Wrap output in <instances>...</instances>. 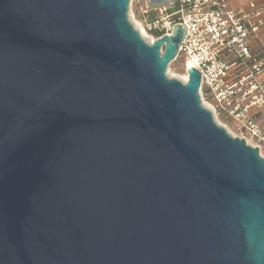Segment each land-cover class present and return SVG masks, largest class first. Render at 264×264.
I'll list each match as a JSON object with an SVG mask.
<instances>
[{
  "label": "water",
  "instance_id": "1",
  "mask_svg": "<svg viewBox=\"0 0 264 264\" xmlns=\"http://www.w3.org/2000/svg\"><path fill=\"white\" fill-rule=\"evenodd\" d=\"M130 1L0 0V264H264L259 148Z\"/></svg>",
  "mask_w": 264,
  "mask_h": 264
},
{
  "label": "built area",
  "instance_id": "2",
  "mask_svg": "<svg viewBox=\"0 0 264 264\" xmlns=\"http://www.w3.org/2000/svg\"><path fill=\"white\" fill-rule=\"evenodd\" d=\"M143 14L132 24L151 44L171 36L177 25L186 28L178 54L186 59V71L201 74L203 107L218 126L258 147L261 155L264 129L256 115L264 111V53L254 52L252 43L264 27V0L235 9L228 0H175L161 7L147 2Z\"/></svg>",
  "mask_w": 264,
  "mask_h": 264
},
{
  "label": "rangeland",
  "instance_id": "3",
  "mask_svg": "<svg viewBox=\"0 0 264 264\" xmlns=\"http://www.w3.org/2000/svg\"><path fill=\"white\" fill-rule=\"evenodd\" d=\"M148 0H131L128 11L129 20L131 23L140 22L144 18V10H146V4ZM147 41V38H145ZM150 40V39H149ZM148 42V41H147ZM186 59L183 55H179L175 62H172L167 67V77L175 80H180L184 77L187 78V71L185 69ZM188 80V78H187ZM233 136H237L239 133L235 129L230 131ZM264 157V151L261 154Z\"/></svg>",
  "mask_w": 264,
  "mask_h": 264
},
{
  "label": "crops",
  "instance_id": "4",
  "mask_svg": "<svg viewBox=\"0 0 264 264\" xmlns=\"http://www.w3.org/2000/svg\"><path fill=\"white\" fill-rule=\"evenodd\" d=\"M259 0H228V5L232 8H242L250 2H258ZM252 50L257 53H264V27L260 33L254 38ZM259 125L264 129V111L256 115Z\"/></svg>",
  "mask_w": 264,
  "mask_h": 264
},
{
  "label": "bare ground",
  "instance_id": "5",
  "mask_svg": "<svg viewBox=\"0 0 264 264\" xmlns=\"http://www.w3.org/2000/svg\"><path fill=\"white\" fill-rule=\"evenodd\" d=\"M143 38L145 40V36ZM147 41L151 43V41L149 40V38L147 39ZM181 81L185 83V82H187V78L184 77V78L181 79Z\"/></svg>",
  "mask_w": 264,
  "mask_h": 264
},
{
  "label": "trees",
  "instance_id": "6",
  "mask_svg": "<svg viewBox=\"0 0 264 264\" xmlns=\"http://www.w3.org/2000/svg\"><path fill=\"white\" fill-rule=\"evenodd\" d=\"M177 6L173 9V10H176Z\"/></svg>",
  "mask_w": 264,
  "mask_h": 264
}]
</instances>
